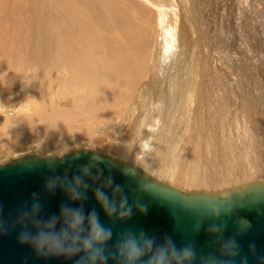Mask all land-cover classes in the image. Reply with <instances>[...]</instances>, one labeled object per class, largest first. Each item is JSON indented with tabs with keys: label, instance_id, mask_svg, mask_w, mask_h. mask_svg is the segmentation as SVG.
<instances>
[{
	"label": "bare ground",
	"instance_id": "6f19581e",
	"mask_svg": "<svg viewBox=\"0 0 264 264\" xmlns=\"http://www.w3.org/2000/svg\"><path fill=\"white\" fill-rule=\"evenodd\" d=\"M23 1L24 0H0V85H2L0 86V99L2 98V90L8 89L7 84H10L9 82L4 84V82L2 81L4 73L7 70L20 64V60L24 57H32L33 59L37 60L40 63L41 67L64 68L65 70H67L69 75V77L67 78L68 80L65 82L67 86L63 87V90H60L59 92L56 93V95L59 97L58 100L59 105L52 104L48 108V111H45V112H49L50 116L52 117L50 119H47V124H53L57 122L59 125H62L63 127L66 125V127H69L70 129L71 126L70 123H74V120L76 118L85 119L86 117V118L96 119V121L94 120L96 123H98L97 118H99L100 115H103L104 118H108L109 121H114L118 119L119 125L117 124V128H118V129L116 128L117 131L119 130V127L122 131L126 130V135H124V139L121 145L124 150H127L126 147L130 143L129 140L131 139L133 140L136 138L137 141V139H140V142L139 143L137 142L138 147L136 146V148L138 149L136 151H132L134 150L133 148L132 150L129 149L132 151V154L136 156L135 158L136 161L134 160L135 162H133L130 160H126L127 158L124 159L125 157L122 158V156L120 157V155L117 156L116 154H112L110 152H104L95 149L96 151L113 155L114 157L123 159L124 161L134 163L137 167L142 169L144 172L150 174L151 176L155 177L157 180L174 184L180 188L198 187L204 189L206 188L211 189L210 188L211 185L217 184L215 183V181H211L210 180L211 177L209 178L208 175L196 177V171L199 165L197 166L198 163L196 164V161L194 160H192L194 162V167L191 171H187L185 178L181 174H179V172L176 171L177 165L179 166V164H181V163L178 164L179 162L178 158L179 156H181L180 153L188 146V140L192 136L191 135L192 127H193V136L191 141L197 142V139L199 137H197L198 131H196V127L198 126V130L200 132L199 134H202L203 131L206 129V126L210 124L208 110H206V108H204V111L202 110V107L209 106L210 96L206 97L207 95L205 96V91L203 90L202 85L201 84L198 85V83H202L198 79L200 74L199 72L197 73L196 71H194L193 68L194 67L197 68V64H195V66L193 67V64L191 63L190 60L192 59L191 57L192 53L189 54L190 52L189 49L192 52V46H191L192 42L190 45L191 47H189V49H187L186 47L187 49L186 51L182 50L185 48L182 47L185 44L186 45L189 44L191 41L190 32L193 33V37H194V32H196L194 31V26L193 28L191 26L192 24H190L189 26L187 20L188 14L190 16V14L193 12L192 10L193 3H191L192 0H164V2H169L167 4H170L171 6L173 5V7L175 6V9L177 8L175 18L173 17L174 24L172 25V27L168 26L169 24L163 25V16L165 12L161 4L160 6H158L156 2L153 3L150 2L151 5H153L157 10L158 13L157 20L162 27V30L159 31H162L163 33V45L161 46V49H159V51L151 50L152 49L151 40L154 30L152 29L153 27L150 28L149 26L150 23L154 21V20L151 21L152 11L141 5L136 0H101L100 10L98 8V0H87L88 12H81L80 10V7L82 6L84 0H42L41 7H37V6L33 7L32 5L25 3V6L30 10L26 14L22 12ZM225 1L226 0H224V2ZM210 2L211 0H205V1L201 0L200 3L203 6H201L200 4L199 5L200 7H206L209 6ZM234 2L235 4L236 3L237 4L235 5L233 3V5H235L236 8L239 7L238 9L241 14L247 13L248 12L247 9H250L247 4L248 3L247 0H234ZM257 8L256 9L252 8L253 13L257 12L256 11ZM166 9L169 10L167 7ZM167 10L165 11L169 12ZM262 10L264 11V4L262 5ZM250 19L251 20L253 19V14L250 16ZM191 21L194 23V25H196L195 24L196 20L193 19ZM156 23L154 22V26ZM25 26H26L25 30L27 32V35L29 37H35L38 40V42L32 45L30 50L21 47L19 43V36L18 34H16L19 30L24 29ZM217 26L219 27V24ZM240 29H243L246 32L247 38L248 36L250 38L251 34L248 35L249 28H240ZM57 32H59V34L57 36H54ZM156 33L157 32L155 31V34ZM196 33L198 35L200 34L198 33V31ZM196 33L195 35H197ZM232 36L229 35V37ZM242 37L243 38L239 37L238 39L243 44L246 41V37L244 36ZM195 39L194 42H196ZM198 39L200 38H197V40ZM221 41L224 40H219V42ZM229 42L231 41L229 40ZM262 45L264 46V43ZM202 46L203 45H201V47ZM252 46H250V48H252ZM53 48H55V51H52ZM200 48L198 47V50ZM260 48L262 47L260 46ZM106 49L110 50L107 56H105ZM177 51L179 52L181 51L183 54H185V57H182L180 53H176ZM261 53L262 52H260L259 54L261 55ZM176 54H178V57H176ZM54 55H58L59 58L52 59ZM262 57H264V54ZM209 73L212 72L209 71ZM205 76H206L205 82L207 83L208 74L206 73ZM258 77H260V75ZM50 80L52 81L53 86L50 87L47 91L52 93L54 82L52 79ZM57 81L61 82L63 80L58 79ZM198 88H200V90ZM145 89H148V91L151 94L150 98H152L150 99L151 102H147V106L152 105L153 110L154 111L157 110L156 111L157 113L152 115L151 119L148 117L147 113L143 114L141 112V110L143 109L140 110L139 107L135 108V106H137L136 104L137 98ZM196 89H198L199 91H197ZM65 90H69L72 93V96L68 98V100L63 94V91ZM144 98H147V96ZM68 104L70 107L80 106L81 109L70 110L68 108ZM247 104L248 107L249 103L247 102ZM0 111H1L0 113L4 114L0 116V132L2 130H6V128L9 126L10 127L17 125L23 126L24 124L30 123L27 119L21 120L18 118L7 116V114L5 115V113L12 112L8 109V106L6 105H3V109ZM133 112L136 115L139 114V116L135 120H133ZM140 113L143 115H141ZM258 118L260 122L259 124L261 125V123H263L264 121L262 122V119L259 114H258ZM103 122H108V121H105V119H103ZM237 122L239 125H244L245 122L247 123V126L244 125L246 126L248 131V134L245 133L246 136L244 138V143H245V139H247L249 142V148L251 147L252 149L253 146V141H252L253 138L251 139L250 135L255 136L256 141L257 142L259 141L260 145H263L262 139L264 140V130L260 134L261 128L260 126H258V124L257 126H255L256 125L255 124L254 128H251V121L244 114H241V117L238 119ZM125 123L127 124L124 127H122L123 124ZM101 124L103 123L101 122ZM145 126L147 127V129L144 130ZM114 127L112 126V128ZM211 128L210 129L207 128V129L212 130ZM103 130L104 128L102 129V131ZM111 130L112 129H110V131ZM235 131H237L236 128ZM210 136L212 137V134ZM147 137H150L151 139L149 144L145 142V139ZM201 137L203 138V135H201ZM238 137H240L241 140V135ZM7 139H9V137ZM79 139L76 140L74 138L69 142L72 145L74 142L78 143ZM66 141L68 140L66 139ZM80 141L82 142V140ZM191 143L189 142V147H188L189 149L188 151L186 150L188 156H190L191 154L193 155L194 153L192 152L194 146ZM29 144H31V142L27 143L28 149L31 146ZM61 145H62L61 147H66L65 144H61ZM256 145L255 148H257ZM143 146L145 147L143 148ZM152 146L154 147V150L148 155L147 154L148 150ZM110 147L114 148L112 145ZM159 151L161 152V154L157 155ZM121 154H123V152ZM185 154L184 156H182L183 158L185 157ZM146 155L148 156L146 157ZM240 155H244V154L241 153ZM210 156L211 155H209V157ZM249 157H250L249 162L251 165L244 166V168L247 167L248 171L245 172L250 173L251 177H247L246 174H244L245 172L241 171L242 174L245 175V178H243L244 176L242 177V182H248V181L251 182L256 179L257 181L264 182V170H263L264 163L261 166L260 162L259 163L257 162L260 159L257 160L253 154H250ZM201 159L204 160L203 158ZM144 160H146L148 163L150 162L152 163L154 161H156V163L153 165L152 164L145 165L144 168V166L142 165ZM245 161H244V165H246ZM139 162H141L142 164L140 163L139 165ZM233 162L236 163L234 159ZM224 163L225 162H223V165ZM195 166L197 168H195ZM204 167L206 168V166ZM205 168L203 170H205ZM231 168L232 167L230 166V169ZM145 169H147L148 171H146ZM179 169L181 171V167H178V170ZM235 169H236V165H235ZM199 170L200 169H198V171ZM241 172L240 173L238 172V174H241ZM230 173L232 172L229 171V175ZM236 180L237 179H235V181ZM230 181L231 180L223 181L224 183L220 182L218 186H231L232 184ZM202 182L203 185L201 186L200 184H202Z\"/></svg>",
	"mask_w": 264,
	"mask_h": 264
},
{
	"label": "rangeland",
	"instance_id": "374dc122",
	"mask_svg": "<svg viewBox=\"0 0 264 264\" xmlns=\"http://www.w3.org/2000/svg\"><path fill=\"white\" fill-rule=\"evenodd\" d=\"M136 1L139 2L141 5H143L144 7L148 8L150 11H152V13H151L152 19L151 18L150 19H151V21L152 20H154V21H152L153 23L151 22L152 24L150 23L149 27L150 28L153 27L152 29L154 31H153L152 40H151L152 47H151V45H150V47L152 48L151 49L152 51H159V49H161V46L163 45V33H162V31H159V30H162V27L158 23V20H157L158 19L157 10L153 5H151V3L156 2V4L158 6H160V4H161V6L164 9V12L167 13V14L164 13L163 25L169 24L168 26H171V27L174 24L173 17L175 18L177 8L175 9V6L173 7V5L171 6L170 4H167L169 2H164V0H136ZM220 1L219 0H214V1L211 0V2L209 3V6H206V7H200V5L203 6L200 3L201 0H192V2H191V3H193V9H192L193 12L190 14V16L188 14L187 20H188L189 26H190V24H192L191 26H192V28L194 26V31H196V32L198 31V33H200L198 35L196 32H194V37L196 36L197 38H200V39L197 40L196 37H195L196 38L195 39L193 37V33L190 32V38H191L190 43L187 45L185 44L182 47V48H184V47L185 48L184 49L181 48V49L186 51L187 49H189V47L192 46V52L189 49V51H190L189 54L192 53L191 54L192 59H190V60H191V63L193 64V67L195 66V64H197V68L194 67L193 69L197 73L199 72L201 77L199 76L198 79L202 83H204V84L198 83V85H200V84L202 85L203 90L205 91V96L207 95L206 97L210 96L209 106L208 107H202L203 111H204V108H206V110H208V113H209L208 116L210 118L209 119L210 124H208L206 126V129L203 131L202 134H199L200 132L198 130V126L195 124L197 126L196 131H198L197 137H199L197 139V142L191 141L192 136H193V127H192V129H191V131H192L191 135L192 136L188 140V146L180 153L181 156H179V158H178V160H179L178 164L181 163L182 165L181 164H179V166L177 165L176 171L179 172V174H181L185 178L187 171H191L193 169L194 162L192 160H194V161H196V164L198 163L197 166L199 165L198 169H200L199 171L197 169L196 177L208 175L209 178L211 177L210 180L215 181V183H217V184H220V182L224 183L223 181H228V180H231L230 181L231 184H239L240 182H242V177L244 176L243 178H245L244 174H246L247 177H251L250 173L245 172V171H248L247 167L244 168V166H247V165L250 166L251 165L249 162V158H250L249 155L250 154H253L257 160L260 159L257 162L258 163L260 162L261 166L264 163V146H263L264 140L260 137L262 139V142H263V145H260L259 141L258 142L256 141L255 136L250 135V138L251 139L253 138L252 139V141H253L252 149L253 148L254 149L252 150L251 147L249 148V142L247 139H245V143H244V138H245L246 134H248V131L246 128L247 120L244 123V125H246V126L239 125L237 122L238 119L241 117V114H244L251 121V128H254V125L256 124L255 126H257V124H258V126H260V128H261L260 134L264 130V122H263L264 121V119H263L264 118V101H261V100H264V57H262L264 54V52H263L264 46L262 45L264 43V11L262 10V5L264 4V0H247L248 1L247 4H248L250 9H247L248 12L244 13V14H241L239 12V9H238L239 7L236 8L235 5L237 3L235 4L234 0H226L225 2H224V0H220ZM25 3H28L29 5H32L33 7L34 6H37V7L42 6V0H33V1L32 0H24L22 3L23 4L22 12L25 14L30 11L25 6ZM164 3L166 6L164 5ZM230 3H231V5H230ZM233 3L235 5H233ZM220 4H221V6H220ZM225 4H226V6H225ZM147 6H149V7H147ZM166 7L169 10H167ZM98 8H99V10L101 9V0H98ZM252 8L253 9L257 8V10H256L257 12L253 13ZM80 10H81V12H88L87 0H84L82 6L80 7ZM165 10H167L169 12H166ZM252 14H253V19L251 20L250 16ZM193 19L196 20L195 21L196 25H194V23L191 21ZM154 22L155 23L157 22L155 24V26H154ZM218 24H219V27L217 26ZM240 28H249L248 35L251 34L250 38L248 36L249 39L247 38L246 32ZM25 29H26V26L24 27V29L19 30L16 34H18V36H19V43H20L21 47L24 49L30 50L32 45L34 43L38 42V40L35 37H29L27 35V32ZM53 29H55V28H53ZM209 30H211V31H209ZM239 30L241 31L242 34L240 33ZM155 31L157 32L156 34H155ZM217 31L219 32V34ZM195 33L197 35H195ZM58 34H59V32H57L54 36H57ZM229 35L230 36L233 35L232 37L234 39L232 37H229ZM241 35L246 37V41H245L246 44L245 43L242 44L240 42V40L238 39L239 37L243 38ZM216 37H218V38H216ZM219 37H221V38H219ZM224 37H225V39H224ZM192 38H194L197 43L194 42V39H192ZM219 40H224V41L219 42ZM229 40L231 42H229ZM244 40H245V38H244ZM191 42H192V45H191ZM201 45H203V46L201 47ZM230 45H231V47H230ZM250 46H252V48H250ZM260 46L263 48V50H262V48H260ZM186 47H187V49H186ZM198 47L199 48L201 47L200 48L201 50L199 49L200 51L198 50ZM251 49L253 52L251 51ZM255 50H256V52H255ZM258 50H259V53L262 52L261 53L262 56L258 53ZM52 51H55V48H53ZM181 51L180 52L177 51L176 53H180L182 57H185V54H183ZM247 51L249 52V54ZM109 52H110V50L106 49V55L105 54L104 55L107 56L109 54ZM250 52H252V53H250ZM210 53H211V55H210ZM176 57H178V54H176ZM211 57L213 60L211 59ZM58 58H59L58 55H54L52 57V59H58ZM209 71L212 73H209ZM253 71H255V72H253ZM203 72H204V74H203ZM206 73L208 74L207 83L205 82ZM249 73L253 74V75H250ZM259 75H260V77H258ZM256 76H257V78H256ZM68 77H69L68 72L64 68L41 67L40 63L37 60L33 59L32 57L22 58L20 60V64H18L15 67L7 70L4 73L2 81L4 82V84H6L7 82H9L10 84H7L8 89L2 90V98L0 99V110L3 109V105H6V106H8V109L12 112L5 113V115L7 114V116H11V117L18 118L21 120L27 119L30 123L24 124L23 126H21V125L12 126V127L9 126L6 128V130H2L0 132V164H3L5 162L9 161L10 158L21 156L24 154H30V153L35 154L36 153V154H40V155H50V154L60 155V154H63L65 152L72 151L75 148H79L81 146L82 147H89V148L91 147L93 149L104 151V152H110L112 154H116L117 156L120 155V157L122 156V158L125 157L124 159L127 158L126 160H130L133 162L136 161V159H135L136 156L134 154H132V151H136L138 149V148H136V146L138 147V143L140 142V139H137V141H136V138L133 140L128 139L130 141V143L126 147L127 150H124L121 145H122V142L124 139V135H126V130L122 131L119 127V130L117 131V129H118L117 124L119 123L118 119L114 120L115 121V123H114V121H109L108 118H104L103 115H100L99 118H97L98 123H96L95 122L96 119H91V118H86V117H85V119L76 118L74 120V123H70V125H71L70 129H69V127H66V125L64 127L62 125H59L57 122H55L53 124H47V119H50L52 117L50 116L49 112H45V111H48V108L52 104L59 105V103H58L59 97L56 95V93L59 92L60 90H63V87L67 86L65 82L68 80L67 79ZM50 79H52L54 82V87L52 89V93L47 91L50 87L53 86V83ZM58 79H61L63 81L58 82L57 81ZM0 86H2V85H0ZM209 87H210V89H209ZM198 89L200 90V88H198ZM198 89H196V90L199 91ZM148 93H149V95H148ZM63 94L67 100H68V98H70L72 96V93L69 90L63 91ZM150 95L151 94L148 91V89L143 90V92L137 98V102H136L137 106H135V108L139 107L140 110L143 109V110H141V112L143 114L147 113L148 117L151 119L152 115L157 113L156 112L157 110L154 111L152 105L147 106V102H151L150 99H152V98H150ZM146 96H147V98H144ZM262 96H263V98H262ZM219 97H221V98H219ZM247 102L249 103L248 107H247V105H248ZM68 108L70 110L81 109L80 106L70 107L69 104H68ZM149 108H150V110H149ZM42 111H44V112H42ZM190 113H193V112H190ZM143 114H141V115H143ZM258 114L260 115L262 122H263V123H261L262 127L259 124L260 122H259ZM2 115H4V114L0 113V116H2ZM82 116H84V115H82ZM138 116H139V114L136 115L133 112V120H135ZM102 118L108 122H103ZM101 119H102V121H101ZM233 120H235V121H233ZM101 122L103 124H101ZM115 124H116V126H115ZM126 124L127 123L123 124L122 127H124ZM112 126L113 127L115 126V127L112 128ZM211 126H212V128H211ZM98 127H99V129H98ZM101 127L104 128L103 131H102L103 128H101ZM145 127H144V130L147 129V127L146 128ZM207 128H209V129L211 128L212 130H209ZM235 128L237 131H235ZM110 129H112V130L110 131ZM134 129H135V127H134ZM113 131H114V133H113ZM236 132L239 135H237ZM114 134H115V136H114ZM117 134H119V135H117ZM206 134H209V135H206ZM211 134H212V137L210 136ZM71 135H73V136H71ZM201 135H203V138L201 137ZM240 135H241V140H240V137H238ZM66 136H67V138H66ZM221 136L224 138H222ZM8 137H9V139H7ZM70 137H71V139H70ZM115 137H117V138H115ZM65 138L68 141H66ZM74 138L76 140L80 138L78 140L79 144L77 142H74L72 144L73 145L72 146L69 141L73 140ZM59 139L60 140L63 139V140H61V142H60ZM211 139H212V141H211ZM80 140H82V142ZM150 140H151L150 137H147L145 139V142H147V144H149ZM209 140H210V142H209ZM252 141H251V143H252ZM30 142H31V144H29V145H31V146L28 149L27 143H30ZM189 142L190 143L192 142L191 144L194 146L193 151H192L194 153H193V155L192 154L190 155L191 157L188 156V154H187V151L189 149L188 148ZM23 144H25V145H23ZM59 144H60V146H59ZM61 144H65L66 147H61L62 146ZM111 145L114 148H111L110 147ZM255 145L257 146V148H255ZM206 146H208V147H206ZM260 146H261V148H260ZM144 147L145 146H143V148ZM235 147H237V148H235ZM258 147H259V149H258ZM132 148L134 150H132ZM206 148H208V149H206ZM244 148L245 149L247 148L246 150H249V149H251V150L246 151ZM112 149H113V151H112ZM129 149H131L132 151ZM153 150H154V147L153 146L150 147L147 154L149 155ZM259 150H260V152H259ZM220 151H222V152H220ZM122 152H123V154H121ZM159 152L157 155L161 154V152L160 153ZM239 153L240 154L242 153L244 155H240ZM184 154H185V157L183 158L182 156H184ZM148 155H146V157ZM209 155H211L212 158H211V156L209 157ZM231 155L233 158L231 157ZM233 155H235V156H233ZM242 156H244V157H242ZM130 157H132V158H130ZM162 157H163V155H162ZM189 158H191V159H189ZM201 158H203L204 160H202ZM217 158H218V160H217ZM181 159L183 160V163H182ZM199 159H201V160H199ZM233 159L236 161V163L233 162ZM244 161H245L246 165H244ZM247 161H248V163H247ZM141 162H139V165ZM206 162H207V164H206ZM223 162H225L224 165H223ZM155 163H156V161H154L152 163L151 162L148 163L146 160H144L143 164L142 163L141 164L145 168V165H149V164L153 165ZM189 163H190V165H189ZM229 163H230V165H229ZM233 163H235V164H233ZM232 164H233V166H232ZM235 165H236L237 171L239 168V171H238L239 173L241 171H243L245 173L242 174V172H241V174H238V172L235 169ZM204 166H206V168ZM230 166L232 167L231 169H230ZM178 167H181V171H180V169L178 170ZM233 167H234V169H233ZM195 168H197V167L195 166ZM204 168H205V170H203ZM240 168H241V170H240ZM145 170L148 171L147 169H145ZM263 170H264V168H263ZM229 171L232 172L233 174L230 173V175H229ZM194 178H195V175H194ZM235 179H237V180L235 181ZM240 179H241V181H240ZM217 180H219V181H217ZM200 185L202 186L203 182Z\"/></svg>",
	"mask_w": 264,
	"mask_h": 264
},
{
	"label": "water",
	"instance_id": "95a60500",
	"mask_svg": "<svg viewBox=\"0 0 264 264\" xmlns=\"http://www.w3.org/2000/svg\"><path fill=\"white\" fill-rule=\"evenodd\" d=\"M85 165L92 166L91 175L83 176L89 185L85 190L87 199L72 200L62 182L82 175ZM109 176L113 186H121V193H114L112 186L105 185ZM52 177H59L60 181L50 191L46 182ZM143 180L150 190H141ZM97 187L117 203L121 195L127 196L128 204L133 205L132 215L126 218L115 214L108 216L95 198ZM210 188H180L159 181L134 163L89 147L60 155L30 153L10 158L0 164V264H74L78 259V256H38L30 245L18 242L25 222L29 230L35 231L31 223L33 217L21 221L22 213L30 211L34 202L40 205L35 218L44 220L53 214L59 215L62 204L82 205L85 215L95 208L101 222L113 229V237L107 242L113 251L118 234L131 228L144 230L155 237L157 243L170 237L178 248L191 245L196 252L192 264H204L208 256L222 257L223 244L229 238H234L240 247L236 264L244 256L248 257V264H264L260 259L264 257V182L256 179L231 186L213 184ZM137 202L146 206V212L135 206ZM209 202L221 205L219 215L214 213ZM213 226L219 230L212 231ZM107 264H117V260L110 257Z\"/></svg>",
	"mask_w": 264,
	"mask_h": 264
},
{
	"label": "clouds",
	"instance_id": "9594fccd",
	"mask_svg": "<svg viewBox=\"0 0 264 264\" xmlns=\"http://www.w3.org/2000/svg\"><path fill=\"white\" fill-rule=\"evenodd\" d=\"M91 167V165L82 166V175L76 176L73 181L62 182L72 200L87 199L85 190L89 185L84 182L83 176L91 175ZM58 181H60L59 177L49 178L46 188L50 191L54 190ZM104 183L106 186H112L114 193L122 192L120 185L113 186L110 176ZM140 188L143 191L150 190L144 180L140 183ZM94 194L108 216L115 214L126 218L132 215L133 205L128 204L127 196L121 195L117 203L101 187L95 188ZM208 205L216 215H219L221 208L219 203L209 202ZM135 206L141 212H146L145 205L137 202ZM39 210V203L34 202L30 211L25 210L22 213L21 221L33 217L31 223L35 231L29 230L25 222L23 230L17 237L19 243L30 245L38 256L66 258L78 256L74 264H107L110 257L115 258L117 264H192L196 257L195 249L191 245L178 248L170 237H166L162 243H157L155 237L147 235L144 230L131 228L118 234L113 251L107 246V242L113 237V229L101 222L95 208L85 215L82 205L71 207L62 204L59 215L53 214L46 220L35 218ZM211 230L218 231L219 228L213 226ZM249 247L254 249L255 245ZM223 253L222 257H206L204 264H236L235 258L240 253V247L234 238L224 242ZM260 259L264 260V257ZM239 264H248V257H241Z\"/></svg>",
	"mask_w": 264,
	"mask_h": 264
}]
</instances>
